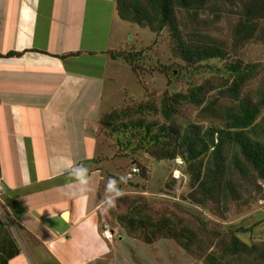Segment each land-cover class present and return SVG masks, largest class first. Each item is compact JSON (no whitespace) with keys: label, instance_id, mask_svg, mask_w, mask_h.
I'll list each match as a JSON object with an SVG mask.
<instances>
[{"label":"crops","instance_id":"obj_1","mask_svg":"<svg viewBox=\"0 0 264 264\" xmlns=\"http://www.w3.org/2000/svg\"><path fill=\"white\" fill-rule=\"evenodd\" d=\"M128 29L113 0H0V264L189 262L120 234L102 207L97 133L124 99Z\"/></svg>","mask_w":264,"mask_h":264},{"label":"trees","instance_id":"obj_2","mask_svg":"<svg viewBox=\"0 0 264 264\" xmlns=\"http://www.w3.org/2000/svg\"><path fill=\"white\" fill-rule=\"evenodd\" d=\"M113 1L121 21L149 28L156 34L167 30L173 56L187 67L207 68L208 72L220 75L218 87L206 79L202 84H191L188 91H165L156 99L146 94L143 100L104 114L100 125L107 135L117 136L119 151L128 154L144 150L156 161L175 162L180 158L182 165L177 169L181 168L188 187L196 190L190 193L192 203L201 207L211 201L224 203L236 199L240 179L252 178L255 189L264 190V79L255 91L244 92L248 83L262 74L264 65L240 59L229 62L227 44L200 27L207 22L201 20V15L209 13L213 20H220L232 13L228 9L230 4L237 8V20L230 24L229 32L234 50L248 43L264 44V0ZM136 55L141 53H118L139 78L141 73L134 65ZM221 61L225 63L219 68L216 63ZM212 91L218 92V96L210 97ZM184 106L200 109L194 121L180 117ZM135 166L140 170L137 175L147 179L145 167L137 161ZM125 183L132 186L129 179ZM141 200L144 198L132 199L126 213L110 212L133 239L146 244L169 240L186 252L195 242L204 243L201 236L173 214L158 218L144 214ZM243 230L239 228L235 233ZM210 246L212 250L203 256V264H264V242L248 245L232 235L228 242ZM244 257L251 259L240 261Z\"/></svg>","mask_w":264,"mask_h":264},{"label":"rangeland","instance_id":"obj_3","mask_svg":"<svg viewBox=\"0 0 264 264\" xmlns=\"http://www.w3.org/2000/svg\"><path fill=\"white\" fill-rule=\"evenodd\" d=\"M228 9L232 13H226L220 20H213V16L209 13L201 15V20L207 21L200 26L203 32L227 44L230 51L229 62L240 59L245 63L258 62L264 65V44L248 43L242 48L234 50L229 32L230 24L237 20L235 14L237 8L228 4ZM128 25L131 28L128 29V35L131 36L127 38V45L120 50V53L125 55L141 53L139 56L136 55L137 61L134 64L141 74L137 78L131 70L127 73L125 85L122 87L124 96L122 98L124 99L120 106L143 100L146 94L156 99L165 91L170 93L188 91L191 84H202L206 79L211 80L216 87L219 86V73L208 72L207 68L193 70L173 56L171 39L167 30L156 34L149 28ZM209 63L213 62L209 61ZM224 63L221 61L216 65L220 68ZM262 79H264V71L254 81L248 83L244 92L255 91L263 81ZM209 95L210 97L218 96V92L212 91ZM95 110L100 111L99 108ZM199 111V108L184 106L180 111V117L185 121H194L199 115ZM103 133L105 130L99 127L97 133L100 145L98 156L107 161L104 168L105 179L101 188L102 207L108 213L110 223L120 234L124 233L128 238L133 239L114 221L115 219L110 214L111 210L120 214L126 213L127 208H131L129 205L131 200L142 197V199L144 198L143 201L141 200L144 204V214L151 213L156 218L173 214L174 217L182 219V224L193 229L199 237L201 236L204 243L195 242L188 252L173 241L160 240L153 243L166 241L173 245L175 250L179 249L183 253L178 259L189 261L187 264H203V256L212 250L208 247L209 244L212 248L219 242H228L232 235H236L248 245L264 242V190L255 189L252 178L238 180L239 188L236 199L230 198L224 203L222 200L220 202L211 201L206 207H201L192 203L190 193L196 192V190L188 187L187 178L185 176L182 178L181 168L177 170L179 166L175 162L156 161L144 150L125 154V151H119L117 147V136L103 135ZM95 151L96 149L92 145L90 152L94 153ZM136 161L140 166L145 167L147 179L135 175L129 180L132 185L129 186L125 183L126 173L135 166ZM121 177L124 178L123 181ZM112 180L117 182L116 187L122 192V195L116 196L115 190L109 194L108 184ZM113 199L115 204L111 206ZM117 199H122V201L119 202ZM239 228L244 230L235 233ZM115 242H119L117 238ZM139 242L142 245H153ZM144 254L149 253L144 252ZM174 259L177 258L174 257ZM248 259L251 258H240V261ZM184 264L186 263L184 262Z\"/></svg>","mask_w":264,"mask_h":264},{"label":"built area","instance_id":"obj_4","mask_svg":"<svg viewBox=\"0 0 264 264\" xmlns=\"http://www.w3.org/2000/svg\"><path fill=\"white\" fill-rule=\"evenodd\" d=\"M175 163L180 166L182 165V160L180 158H177L175 160ZM178 170V169H177ZM139 168L136 166L131 167V169L126 173V179H132L135 175L139 173ZM3 192V179L0 177V197ZM102 237L107 241H112L114 238V231L111 228L110 223L107 220L102 221V229H101Z\"/></svg>","mask_w":264,"mask_h":264},{"label":"clouds","instance_id":"obj_5","mask_svg":"<svg viewBox=\"0 0 264 264\" xmlns=\"http://www.w3.org/2000/svg\"><path fill=\"white\" fill-rule=\"evenodd\" d=\"M87 173V169L83 168V167H74L71 171V175L75 177L76 180L80 181L81 183H83L84 178L86 176ZM121 180L123 181L124 178L121 177ZM116 181L112 180L109 182L108 184V192L109 194H111L113 192V190H115V194L116 196L122 195V192L116 187ZM115 204V200L113 199L111 201V206H114Z\"/></svg>","mask_w":264,"mask_h":264}]
</instances>
